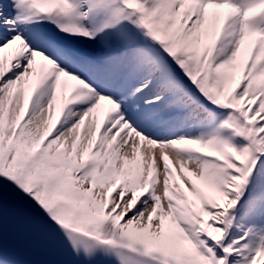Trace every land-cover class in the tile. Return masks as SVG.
Listing matches in <instances>:
<instances>
[{"label":"snow or ice","instance_id":"snow-or-ice-1","mask_svg":"<svg viewBox=\"0 0 264 264\" xmlns=\"http://www.w3.org/2000/svg\"><path fill=\"white\" fill-rule=\"evenodd\" d=\"M38 264H264V0H0L6 199Z\"/></svg>","mask_w":264,"mask_h":264},{"label":"rangeland","instance_id":"rangeland-1","mask_svg":"<svg viewBox=\"0 0 264 264\" xmlns=\"http://www.w3.org/2000/svg\"><path fill=\"white\" fill-rule=\"evenodd\" d=\"M4 241L8 246L42 253L37 247L27 242L23 225L15 214L14 203L11 198L6 199L3 219Z\"/></svg>","mask_w":264,"mask_h":264},{"label":"bare ground","instance_id":"bare-ground-1","mask_svg":"<svg viewBox=\"0 0 264 264\" xmlns=\"http://www.w3.org/2000/svg\"><path fill=\"white\" fill-rule=\"evenodd\" d=\"M5 245L10 250L15 249V250L20 251L21 258L26 260V261L36 262V264H38V262L43 259V255H41V254L27 252V251H25L23 249H19V248H15V247H12V246H8L6 243H5Z\"/></svg>","mask_w":264,"mask_h":264}]
</instances>
